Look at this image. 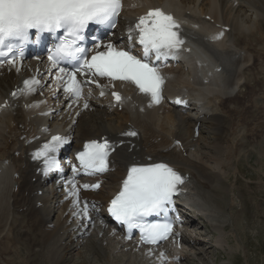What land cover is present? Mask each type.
<instances>
[{
    "label": "bare ground",
    "instance_id": "6f19581e",
    "mask_svg": "<svg viewBox=\"0 0 264 264\" xmlns=\"http://www.w3.org/2000/svg\"><path fill=\"white\" fill-rule=\"evenodd\" d=\"M153 4L154 7L174 12L187 23L208 27L209 31L219 33L220 27L231 28L230 32L221 33L226 35L223 42L228 49L223 56L215 55L219 66H223L224 60L232 64L231 68H224L230 87L225 88L224 92L223 87L213 82L200 83L205 88L201 91L184 87L183 92L201 104L192 105V117L180 110H172L167 104L145 113L126 106L125 111L117 114L113 110L107 111L103 104L93 103V94H88L85 100L72 101L70 93L63 92L58 79L50 76L49 68L44 64L38 66V73L35 65L33 68L23 65L21 70L16 64L0 67V104L9 101L0 114V264H71L76 254L82 258L91 254L103 264H178V256H184L185 260H191L190 256L195 254L199 257L204 253L201 245L207 242L202 234L197 236L194 232L190 233L197 241L187 240L178 248L168 246L148 250L138 247L136 243L125 242L122 235L112 231L103 219L105 214L101 205L106 204L118 190L130 166L162 162L180 164L179 171L192 177L189 185L203 202V219L219 233L215 245L220 249L228 246L230 255L243 249L238 228L231 223L232 214H227L218 206V202L223 190L224 193L229 191L223 177L232 170L231 162L223 161V152L227 154L232 150V140L241 127L249 130L247 136L254 146L260 147L256 150L260 156H264L263 141H257L264 138V107L257 104L260 93H264V85L259 89V74L255 71L264 61V0H156ZM183 34L208 47L205 39L191 28H186ZM244 54L248 55L252 65L243 69L241 65L246 60ZM169 73L186 75L187 71L178 68L177 72L170 70ZM239 75L244 78L238 79L237 87L241 79H255L256 84L245 85L246 91H239L235 95L233 83ZM39 76L42 82L36 86L40 89L46 79L47 87L42 101H33L26 93H18L14 97L10 95V91L20 86L23 80L39 81ZM49 93L51 95L46 99ZM133 98L141 102L139 97L134 95ZM61 106V111L53 116L57 123L49 121L48 124L54 130L61 128L58 132L70 136L75 148L103 136H108L114 146L124 144L114 155L112 167L116 175L108 177L107 193L89 192L83 187L87 184L81 181L70 183V188L59 191V178L54 177L52 181L57 191L47 198L40 195L43 190L41 176L36 174L39 162L33 161V151L37 145H29L28 141L47 135L45 119ZM255 109L259 110V114H254ZM198 124L212 133L210 142L207 139L201 141L195 135L194 127ZM129 132H135L136 136L127 135ZM175 141H181L182 145L176 147ZM241 147V144H237L236 157L240 155L238 151ZM204 149L210 151L211 156ZM185 154H190V157L185 158ZM237 169L240 171L238 166L235 171ZM51 173L55 175L54 170ZM50 201L55 205L53 209L49 206ZM39 203L43 206L38 207ZM227 223L232 227L229 234L236 242L234 246H230L226 239ZM192 224L195 227L194 221ZM89 262L84 259L82 264Z\"/></svg>",
    "mask_w": 264,
    "mask_h": 264
},
{
    "label": "snow or ice",
    "instance_id": "6c2138e0",
    "mask_svg": "<svg viewBox=\"0 0 264 264\" xmlns=\"http://www.w3.org/2000/svg\"><path fill=\"white\" fill-rule=\"evenodd\" d=\"M121 9V0H0V57L13 51L14 42L27 43L33 30L37 33H65V38L49 57L53 67L61 62L80 60L83 68H87L92 75L130 82L158 104L164 81L158 69L151 65L153 54L155 60L166 59L183 43L174 31L179 25L172 16L156 10L140 19L136 27L140 33L138 43L143 48V59L137 58L131 51H117L111 44L106 46V52L93 56L90 61L84 58L85 48L81 42L85 39L83 34L88 26L110 25ZM7 62L14 63L12 59ZM83 68H78V71L83 72ZM60 72L64 73V69L61 68ZM65 75L64 91L80 99L83 87L75 73ZM57 79L61 77L57 76ZM38 84L39 81H29L25 87L31 91ZM116 100H121L118 94ZM127 135L134 136L136 133L129 132ZM63 143L65 141L59 136L52 142L57 146ZM109 147L107 142L88 144L87 151L79 156L83 168L92 173L107 171ZM55 151L52 145H45L44 151L36 153V156L45 157L47 167L55 169L58 166L55 159L46 157L48 152ZM183 183V178L165 164L133 167L122 191L111 203V215L126 224L129 230L140 229L144 243L154 245L166 240L172 233V225L148 224L144 218L170 210L173 197L179 195ZM83 187L86 190L89 188L88 185ZM99 187V184L94 186L95 189Z\"/></svg>",
    "mask_w": 264,
    "mask_h": 264
},
{
    "label": "rangeland",
    "instance_id": "374dc122",
    "mask_svg": "<svg viewBox=\"0 0 264 264\" xmlns=\"http://www.w3.org/2000/svg\"><path fill=\"white\" fill-rule=\"evenodd\" d=\"M263 77L264 76L260 77V80L262 82H264ZM48 95L50 96V94ZM52 101H56V100L52 99ZM207 135H209V133H207ZM235 146L236 145H234V147ZM262 146L264 147V142ZM259 148L260 147H257L256 150H258ZM204 150L207 151L206 149ZM256 150L251 151L248 157L246 158L242 156L241 162L239 164L241 170L239 171L237 169L236 171L238 173L241 172L240 174L238 173L234 174V172H231L232 170L235 171L237 167V165L232 166L233 165L232 162L235 160L236 157V156L234 157L235 154L231 153L232 158H234L232 159L230 153L229 156L227 157L228 153L226 154L225 152H223L224 154L223 161L225 163H228L230 161L231 163L230 162L229 163L232 170L230 171L231 173L229 175L227 174H226L227 176L225 175L227 178L226 187H229V191H228L229 194L228 193L225 194L223 190L222 198L218 202V205L222 208L227 207L225 205L228 199L229 200L230 198L234 199L235 207L231 212L233 213V217H236V215L239 214V212L241 214V215H237V217H239L238 219L236 217L237 223L239 222L238 223L239 225L237 224V228H238L237 232H239L238 234L240 235L242 243L245 247V254L241 250H238L234 252L231 256H229L228 250L225 251V250L211 249L209 250V255L207 254V257L203 256L204 258H206L205 264H214V263L220 264L222 261L224 262L225 260L228 261L230 264H264V156H260V154ZM227 228H228L227 231L229 232L230 228L229 227ZM204 232L208 235L209 231L205 230ZM228 238H230L228 239L230 240L229 241L230 245L234 246L235 245L234 239L231 237ZM242 238H244V240ZM245 238L247 239L245 240ZM203 257L199 259L200 264L202 263V259L204 260ZM85 258H87V260L90 261L89 264H103L101 260L98 261L88 254H86L84 258L76 255L71 264H82ZM191 263L197 264L198 262L195 261L194 263V261H189V264Z\"/></svg>",
    "mask_w": 264,
    "mask_h": 264
}]
</instances>
